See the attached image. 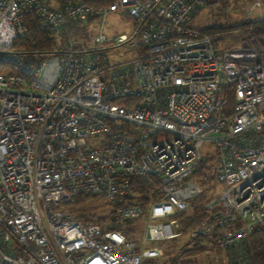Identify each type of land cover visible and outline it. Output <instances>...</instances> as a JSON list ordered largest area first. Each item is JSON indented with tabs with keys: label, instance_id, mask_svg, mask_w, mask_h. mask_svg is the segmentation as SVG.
<instances>
[{
	"label": "built area",
	"instance_id": "built-area-1",
	"mask_svg": "<svg viewBox=\"0 0 264 264\" xmlns=\"http://www.w3.org/2000/svg\"><path fill=\"white\" fill-rule=\"evenodd\" d=\"M204 1L0 0V264H143L160 255L157 241L184 235L246 263L245 241L264 230V37L219 52L189 26ZM110 13L134 30L99 32L88 50L61 44L69 22L101 29ZM28 14L60 52L29 60L13 49ZM109 42L146 52L108 63L98 50ZM208 160L217 190L183 233L176 216L209 189L195 175ZM136 176L154 183L145 204ZM78 195L108 206L106 226L75 216ZM142 217L136 242L127 224Z\"/></svg>",
	"mask_w": 264,
	"mask_h": 264
},
{
	"label": "rangeland",
	"instance_id": "rangeland-1",
	"mask_svg": "<svg viewBox=\"0 0 264 264\" xmlns=\"http://www.w3.org/2000/svg\"><path fill=\"white\" fill-rule=\"evenodd\" d=\"M259 21H264V0H205L189 22V26L201 30L221 27V30L217 29L213 33L217 39V49L220 52L224 48L237 45L242 37L254 39L264 37V35L257 34L261 28H264L257 24ZM134 28L132 18L120 13H110L101 29H99L96 18L81 21L73 27L67 28V36L61 41V44L66 47L70 45L75 51H81L83 47L88 50L99 32L103 33L105 37H111L118 34H130ZM145 52L142 46H113L110 42L100 46L98 50L101 58L108 63L131 60L144 55ZM210 148L209 144H203L204 150H210ZM205 167L207 170L199 174L202 179L199 183L202 186H209V189H205L203 192V195L207 197L217 190L214 181L215 163L208 160ZM193 180L195 181L196 178ZM68 207H71L75 216L83 215L90 219L85 220L86 222H98L105 226L111 216L108 206L100 200L78 206L72 204ZM190 212L191 210L176 217L179 221L183 220L190 215ZM127 228L130 237L134 241L140 242L145 233V218L142 217L128 223ZM194 244L185 235L161 239L157 241L160 255L154 259L145 260L144 264H233L224 250L209 244H204L203 248H196Z\"/></svg>",
	"mask_w": 264,
	"mask_h": 264
},
{
	"label": "trees",
	"instance_id": "trees-1",
	"mask_svg": "<svg viewBox=\"0 0 264 264\" xmlns=\"http://www.w3.org/2000/svg\"><path fill=\"white\" fill-rule=\"evenodd\" d=\"M114 1L115 0H48L49 4L54 8H61L65 4L73 2H83L94 7H104ZM257 24L260 27H264V21H259ZM24 25L26 30L24 37L16 39L13 42V49L16 52L23 54L24 57L29 60H33L35 56L43 58L61 51L60 48H62V45H57L55 40L45 30L37 27L35 21L32 20V15L28 14L25 16ZM73 26V22H69L67 24L65 32L63 34V39H65V37L67 36V28H71ZM220 28L221 27L205 28L203 30H200L206 34L213 35V33L216 32L215 30ZM257 34L264 35V28H261L259 30V33L257 32ZM232 104V96L230 94H227V108L230 109ZM205 164L206 163H201L199 165L198 169L195 171V175L202 174L204 170H207ZM153 185L154 183L150 180V178L146 176H136L131 180V192L136 194L138 202H140L141 204H145L148 199L146 193L149 192ZM156 194L157 192L153 195L154 199L156 198ZM205 197L206 196L203 194L197 196L192 201L190 215L185 217L183 220H180V226L183 233H186L190 228L197 225L199 220L202 218L204 209L200 207L199 203L200 201H203ZM94 200L95 199L90 196L78 195L75 198V202L73 204L78 206L87 204ZM77 217L82 221L90 220L83 215H79ZM191 241L195 243L194 246L196 248L204 247L203 241L200 239ZM244 244L248 254V259L246 260L245 264H264V230H254Z\"/></svg>",
	"mask_w": 264,
	"mask_h": 264
}]
</instances>
